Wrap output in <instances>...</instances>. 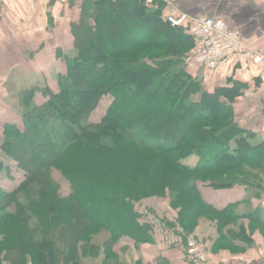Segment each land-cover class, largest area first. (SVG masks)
<instances>
[{"label": "trees", "instance_id": "1", "mask_svg": "<svg viewBox=\"0 0 264 264\" xmlns=\"http://www.w3.org/2000/svg\"><path fill=\"white\" fill-rule=\"evenodd\" d=\"M164 1L85 0L76 14L71 0L61 12L76 55L62 52L55 85L21 91L19 112L0 127V171L11 177L7 157L25 175L12 191L0 190V263L59 264L48 236L67 228L75 241L66 245V264L88 256L116 264L123 238L135 246L153 240L145 211L181 223L178 247L187 255L201 217L220 231L241 217L232 210L238 202L221 209L203 192L247 186L250 168H264V140L253 143L257 134L240 124L235 106L247 86L208 85L189 71L191 21L174 26ZM93 114L100 119L92 122ZM31 186L40 212L21 199ZM148 199L165 202V212ZM105 234V243H94Z\"/></svg>", "mask_w": 264, "mask_h": 264}, {"label": "crops", "instance_id": "2", "mask_svg": "<svg viewBox=\"0 0 264 264\" xmlns=\"http://www.w3.org/2000/svg\"><path fill=\"white\" fill-rule=\"evenodd\" d=\"M14 1L0 0V46H9L4 50L9 61V71L1 70L0 65V127L16 116V110L6 100V87L11 79V68L17 59L18 26L15 19ZM173 5L175 17L185 14L188 18L221 17L228 24L239 30L257 50L264 53V0H165ZM32 36V34H31ZM24 35V39L31 37ZM1 51V49H0ZM1 62V59H0ZM192 74L197 71L187 67ZM199 73V72H197ZM205 83L207 76L201 75ZM209 77V76H208ZM212 85L243 84L242 95L235 101L240 124L257 136L253 143L264 140V64L251 65L228 59L218 67L211 76ZM3 81V82H2ZM208 82V81H207ZM208 85V83H206ZM5 88V93L2 92ZM1 130V129H0ZM195 166V165H194ZM249 185L237 184L230 189H206L204 196L218 208H225L229 202H238L232 207L235 214L241 216L238 220L227 222L223 231L210 216L198 220L193 235L199 239L211 255L206 264H264V168H250ZM157 200V199H156ZM152 202L165 212L167 204L160 199ZM233 237L220 239V234ZM130 240V239H129ZM128 255L134 258L130 264H192L188 262L185 253L180 248L167 249L161 246L157 239L140 243L135 246L133 241ZM120 254H124L125 249ZM127 255V254H126ZM125 255V256H126ZM138 262V263H137ZM127 262H122L125 264ZM0 264H17L6 258Z\"/></svg>", "mask_w": 264, "mask_h": 264}, {"label": "rangeland", "instance_id": "3", "mask_svg": "<svg viewBox=\"0 0 264 264\" xmlns=\"http://www.w3.org/2000/svg\"><path fill=\"white\" fill-rule=\"evenodd\" d=\"M51 1L52 0H17L16 3L14 1V11H15L14 15L16 19V24L18 26V33H17L18 44L15 46L17 49V55H16L17 59L15 62H11L13 66L11 68V79L9 81L8 88L6 87V91H7L6 100L8 101V103L12 105V109L16 110L17 112H19L21 108L20 96H19L21 91L36 86L40 88H44L47 85L49 86L55 85V82L53 83V81L62 72V67L64 66L63 65L64 61L61 59L63 55L62 52H65L67 56L70 57H74L77 53L75 51V48L73 47V42H72L73 37L71 35H68L66 30V28H68L67 25H68L69 17H67L66 15L61 16V12L63 11L67 12L69 10V7L71 5V0H55V3L53 5H51ZM75 1L76 3L73 8L76 14H79L80 7L81 8L83 7L85 0H75ZM113 1L115 2L118 0H113ZM166 2H167V11L169 12L173 9V5L170 4L168 1ZM75 12H73V14ZM53 20H54V25H57V23L59 22H61L63 25H59L60 28L58 29H56L55 27L52 28L51 21ZM28 34L29 36H31L32 34V36L27 37V39H24V35L27 36ZM58 48L60 49V52H57ZM0 49H1L0 65L2 66L1 70H5L8 72L10 67H8L7 64H9V61L4 59L5 58L4 50L6 49L7 51H9V46H5L3 49V45H2L0 46ZM191 53L192 50H190L187 53L184 62H186L189 67L192 66L195 69V71L198 70L200 74L207 76L206 83L209 82V84L212 85L213 83L211 82V79L208 78L211 76L214 70H209L206 67L197 68L196 67L197 64H194L191 61H189V56L191 55ZM232 58L238 60L239 62H245L256 66L264 64V62L257 64L253 61H244L235 54H232L231 56L227 57L226 60ZM4 89L5 88H3L2 90L3 93H5ZM106 100L107 99H105L104 102H107ZM99 119H100L99 115L93 114L90 120L94 122V121H98ZM3 161L5 162L6 166H10L9 169L12 175L11 177L7 176L6 174L8 173L7 170L0 171V190L5 189L6 191H12L23 181L25 175L23 174L22 171L18 170L17 167L15 166V163L14 162L11 163L7 157H5V160ZM197 162H198L197 155H193L185 159V163L190 166L196 165ZM58 176L60 175L56 173L57 178ZM61 180L63 182L62 183L64 189L63 193H65L66 191L67 194V190L69 189V184L64 178ZM21 199L29 207H31L33 212L34 211L40 212V208H39L40 204L36 202L39 201L37 199V189L34 186H31L27 188L25 191H23V193L21 194ZM152 200L154 202L156 199H148L145 201V203H147V205H151ZM157 216L161 217L159 215H156V217ZM66 218L67 217L63 215L59 217V219L61 220H64ZM34 220L35 223H37L36 216H34ZM52 231L54 230L50 229V232ZM184 234H186V232H184ZM105 235L98 236L96 239H94V243L99 245L105 243L106 239L108 238L107 235L106 237ZM152 236L154 239H157L160 242L161 246L169 250L173 248H177L179 246V245L174 247L169 246L165 238H163L162 234H159L156 231H155V235L152 234ZM48 237L52 239L56 245V248L58 250L57 255L60 262L59 264H66L64 260L66 245H69L70 243L71 244L74 243L75 241L74 233L72 232L71 229L64 228L62 231L59 232L54 231V233L49 235ZM129 241H130L129 239L123 238L121 242H119L116 245L115 252L117 253V257H118L116 264H121L122 262H127L125 264H130V262L134 263V258L128 255L129 249L127 247L130 246L131 244ZM119 246L120 247L123 246L122 250L124 248H127L125 249L124 254H120L121 249L120 250L117 249ZM185 256L188 262H190L188 256L187 255ZM117 257L113 256L112 260L116 259ZM100 260L101 257L93 258L91 256H88L83 260L82 264H100Z\"/></svg>", "mask_w": 264, "mask_h": 264}, {"label": "built area", "instance_id": "4", "mask_svg": "<svg viewBox=\"0 0 264 264\" xmlns=\"http://www.w3.org/2000/svg\"><path fill=\"white\" fill-rule=\"evenodd\" d=\"M116 2V1H115ZM168 20L178 26L189 20L187 15L181 14L175 17L168 14ZM191 34L194 39L192 53L189 61L209 70H216L227 57L237 55L244 61H253L257 64L264 62V53L255 49L245 36L237 29L232 28L221 17H204L191 19ZM150 224L154 230L162 234L169 246L180 245L183 240L184 227L177 219H171V225L162 221L148 211ZM187 256L193 264H206L210 254L206 247L194 236L187 238Z\"/></svg>", "mask_w": 264, "mask_h": 264}, {"label": "water", "instance_id": "5", "mask_svg": "<svg viewBox=\"0 0 264 264\" xmlns=\"http://www.w3.org/2000/svg\"><path fill=\"white\" fill-rule=\"evenodd\" d=\"M109 1H111V0H109ZM54 3H55V0H52V1H51V5H53Z\"/></svg>", "mask_w": 264, "mask_h": 264}]
</instances>
